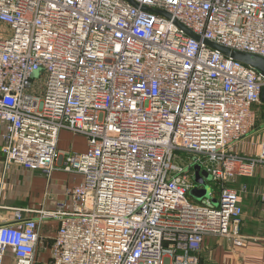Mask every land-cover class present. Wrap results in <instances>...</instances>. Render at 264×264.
<instances>
[{
	"label": "built area",
	"instance_id": "1",
	"mask_svg": "<svg viewBox=\"0 0 264 264\" xmlns=\"http://www.w3.org/2000/svg\"><path fill=\"white\" fill-rule=\"evenodd\" d=\"M207 42L264 58V0H0L4 160L79 177L54 209L0 225V264H200L207 237L245 246L233 185L264 166V135L235 148L264 76ZM62 131L85 149L61 152ZM197 166L208 195L192 201Z\"/></svg>",
	"mask_w": 264,
	"mask_h": 264
},
{
	"label": "crops",
	"instance_id": "2",
	"mask_svg": "<svg viewBox=\"0 0 264 264\" xmlns=\"http://www.w3.org/2000/svg\"><path fill=\"white\" fill-rule=\"evenodd\" d=\"M251 136L252 135L248 137ZM248 137L240 142L235 148L238 154H256L257 148H254V151H243ZM261 137L262 136L259 134L257 138ZM58 147L59 150H61L59 143ZM84 149L85 144L81 149L77 148V150H74L70 148L72 151H83ZM259 167L260 166L257 167L258 169L256 168L255 182L264 186V168ZM64 175L67 177L60 181V178ZM67 178H71V174L61 171L53 172L51 178L47 179L39 172L26 170L17 165L7 166L0 151V225L13 223L15 221L16 212L21 210L54 209L56 203L64 199V190L79 182V177L75 176L70 180L72 181L70 185H68V183L64 187H59L60 182L66 183L69 181ZM248 179L250 178H238L233 187L239 190L242 186H245L247 190ZM263 191L264 190L257 191L255 192V195L259 197L257 193ZM241 194L240 201H242L241 199L243 198L241 197ZM55 227V222H48L44 224L41 229L39 233L40 243H38L37 247L39 259L47 257V252L40 248H42L45 242L47 244L51 243L52 238L54 237ZM250 245L237 247L226 238L207 237L204 239L201 252L199 253L200 264H264V244H255V247H253L254 245ZM13 261L12 254L7 252L4 256V262L6 264H11Z\"/></svg>",
	"mask_w": 264,
	"mask_h": 264
},
{
	"label": "rangeland",
	"instance_id": "3",
	"mask_svg": "<svg viewBox=\"0 0 264 264\" xmlns=\"http://www.w3.org/2000/svg\"><path fill=\"white\" fill-rule=\"evenodd\" d=\"M38 73H35L33 77L35 79L38 78ZM257 134V135H256ZM259 134L263 137L264 135V105L261 104L256 108V126L252 132V136L248 137L246 141V146L243 148L244 152L247 151H254V148H257V145L262 140L261 138H257ZM260 139V140H259ZM58 143L61 149V152L70 150V148L77 150V148L81 149L85 144V138L80 135H72L71 133L67 131H62L59 135ZM238 146V145H237ZM236 146V147H237ZM176 156L182 159H191V155H187L182 152H175ZM195 158V157H194ZM259 168H264V166H260ZM258 169V168H257ZM256 171L253 175V178H250L247 180V192L242 193L241 197H243L240 201L243 209L242 214V222H241V233L243 236L247 238L245 246L246 245H254L255 247L257 245L264 244V201L260 200L259 197L255 195V192L264 190V186H262L259 183H256ZM205 173V175H204ZM202 175L204 177H207V173L205 169L202 171ZM76 175H71V178H67V180H72L73 177ZM67 176H63L60 178V181L64 180ZM78 177V176H77ZM210 177L208 176L207 179ZM60 182L59 187H64L65 185H70L72 181L70 182ZM55 182V181H53ZM195 189H192L189 194L188 198L192 201L199 200L196 199L193 192ZM212 205H215L217 203L216 199L211 200ZM250 245V246H251ZM49 255V253H47Z\"/></svg>",
	"mask_w": 264,
	"mask_h": 264
},
{
	"label": "water",
	"instance_id": "4",
	"mask_svg": "<svg viewBox=\"0 0 264 264\" xmlns=\"http://www.w3.org/2000/svg\"><path fill=\"white\" fill-rule=\"evenodd\" d=\"M193 36V35H192ZM194 38L198 39L196 36H193ZM208 43V42H207ZM209 46L215 50H217L219 53H221L222 55L226 56V57H230L236 61H239L245 65H248L254 69H256L257 71H259L261 73L262 76H264V58L257 56V55H253V54H248V53H244V52H238V51H233L230 50L228 48L219 46V45H215L212 43H208ZM260 102L261 104L264 105V88L262 89L261 92V97H260ZM200 168L197 166L194 169V174H195V182L199 185H203L204 189L202 190H195L193 192V194L195 195V197L197 199H201L203 197H207L208 192H207V186L205 185L203 179L200 176ZM205 175V173H204ZM208 177V176H207ZM205 177V178H207Z\"/></svg>",
	"mask_w": 264,
	"mask_h": 264
}]
</instances>
